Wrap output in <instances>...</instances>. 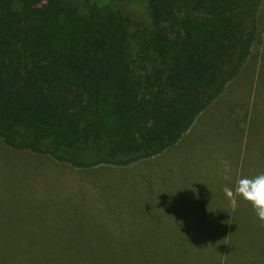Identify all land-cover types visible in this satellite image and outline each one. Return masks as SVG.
Returning <instances> with one entry per match:
<instances>
[{
  "label": "trees",
  "instance_id": "16d2710c",
  "mask_svg": "<svg viewBox=\"0 0 264 264\" xmlns=\"http://www.w3.org/2000/svg\"><path fill=\"white\" fill-rule=\"evenodd\" d=\"M0 0V138L77 168L175 145L239 73L261 0ZM262 16V15H261ZM250 124V123H249ZM223 239V238H222ZM206 254L8 255L9 264H239ZM247 264H264V253ZM15 262V263H14Z\"/></svg>",
  "mask_w": 264,
  "mask_h": 264
},
{
  "label": "rangeland",
  "instance_id": "374dc122",
  "mask_svg": "<svg viewBox=\"0 0 264 264\" xmlns=\"http://www.w3.org/2000/svg\"><path fill=\"white\" fill-rule=\"evenodd\" d=\"M121 3L146 18L145 0ZM259 28L239 73L158 155L77 168L0 138V264L23 253L202 255L218 239L227 258L228 237L239 264L264 253V0Z\"/></svg>",
  "mask_w": 264,
  "mask_h": 264
},
{
  "label": "crops",
  "instance_id": "0c3cea01",
  "mask_svg": "<svg viewBox=\"0 0 264 264\" xmlns=\"http://www.w3.org/2000/svg\"><path fill=\"white\" fill-rule=\"evenodd\" d=\"M250 121H251V119H250ZM248 126H249V124H248Z\"/></svg>",
  "mask_w": 264,
  "mask_h": 264
}]
</instances>
